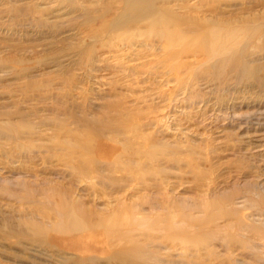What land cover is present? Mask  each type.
I'll list each match as a JSON object with an SVG mask.
<instances>
[{
	"label": "rangeland",
	"instance_id": "1",
	"mask_svg": "<svg viewBox=\"0 0 264 264\" xmlns=\"http://www.w3.org/2000/svg\"><path fill=\"white\" fill-rule=\"evenodd\" d=\"M93 1L0 0V264H264V0Z\"/></svg>",
	"mask_w": 264,
	"mask_h": 264
},
{
	"label": "bare ground",
	"instance_id": "2",
	"mask_svg": "<svg viewBox=\"0 0 264 264\" xmlns=\"http://www.w3.org/2000/svg\"><path fill=\"white\" fill-rule=\"evenodd\" d=\"M98 1L94 0L93 2H98ZM37 7L39 9H41L40 11H42V15L45 16V19L39 17L40 19H38V20L40 22H43L44 20L51 21V19H53L50 16L52 14H54V10L52 11L50 8H47L48 6H43L42 4H39ZM121 9L123 10V12L121 14H119L105 28V30H103L102 32H99V31L93 32L91 37L100 38L102 36L104 38V37H106L105 35L114 33V31H116V30L125 29V28L129 27V25L133 21L140 22L144 18H153V26H154L153 29H155V27H156L155 25H157L156 23L158 22L157 20L158 19L160 20V18H162L164 16V12H161L159 10L160 8L157 7V4L155 3V0H122ZM82 10H83V15L85 17V22H91V21H93L95 19H98V18H104L105 14L107 12H109L108 9H105L106 12H103L101 14L100 11H97L96 9H92L91 7H84ZM165 11H168V10H165ZM93 13H96V14L99 13V14L96 17V16L93 15ZM19 16H20V14L16 15L15 17L19 18ZM21 16H26V15L23 14ZM26 17H28V16H26ZM55 21L53 20L51 22L55 23ZM168 22H170V19L168 20ZM223 31H224V29L223 30L222 29H214L210 33V36L208 35V38L211 39L210 43L208 44V46L212 47V51H213L214 55H224L223 58L225 60H230L231 58L235 57V52L239 51V49L236 48V46H234L237 43H235L236 39L233 37L232 31L231 32H227V31L223 32ZM262 31L264 32V29ZM156 33H158V31ZM161 34L163 36H165L167 38V40L170 41V43H172V42L174 43V41H176V37H175L176 33L173 31L172 28H170L168 23L166 24L165 31L161 32ZM83 46H85V47H83ZM83 46H81V48H80V49H82L81 52H85V50H86V52L88 50H91V46L90 45L89 46L83 45ZM227 57H228V59H226ZM241 64H243V67H244V63L241 62ZM241 64L239 62V66H241ZM243 72L244 73L246 72V74H250V76H249L250 78H254L255 76H257L255 69H250V68L246 67V68H244ZM88 124H89V122H88ZM7 132L11 133L9 136H11V135L13 136L14 135V133H12L13 132L12 129H7ZM0 134H1V132H0ZM92 135L93 134L91 133V136ZM91 136H88L89 137V139H87V140H89L88 145L86 144V142H85V144H83L84 142L80 143L81 147H83L85 149V151H90V150L93 149L92 148L93 146L91 144ZM82 144H83V146H82ZM88 172L89 171H86V173H88ZM87 175H89V174H87ZM85 216H84V214H81V212L79 210H77V208L68 207V210L63 213L62 217H64V218L62 220V224H67V228H70V229H74V230L80 229L81 230V229H83L86 226ZM114 222L112 221V226H113ZM108 224H107L108 227H112L111 225H108ZM114 224H116V222ZM32 230L33 231L35 230L34 232L40 231L37 228H34ZM120 255L123 258L130 259V260L135 259V257H136L134 255L127 254V253H125V254H123V253L121 254L120 253Z\"/></svg>",
	"mask_w": 264,
	"mask_h": 264
}]
</instances>
